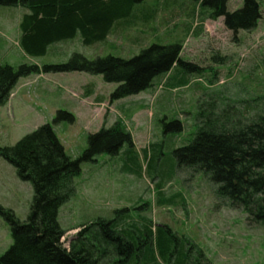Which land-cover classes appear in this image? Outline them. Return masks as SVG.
<instances>
[{"label": "rangeland", "instance_id": "1", "mask_svg": "<svg viewBox=\"0 0 264 264\" xmlns=\"http://www.w3.org/2000/svg\"><path fill=\"white\" fill-rule=\"evenodd\" d=\"M171 1L163 5L144 0L139 7L144 11L159 2L155 19L146 24L116 29L92 45H84L79 37L59 42L38 57L26 55L18 44L20 7L0 6V65L41 67L67 62L74 53L87 59H128L152 44H179L180 59L194 65L193 70L175 67L167 84L165 76H159L145 91L118 100L110 98L118 84L106 83L100 75L64 73L58 81L52 77L62 73L20 78L0 106V147L13 146L50 124L65 153L76 159L87 148L88 135L120 122L131 135L132 151L124 145L116 155L103 152L83 161L72 196L58 209L66 248L97 218L120 216L126 219L125 227L149 228L154 249L156 237L168 233L179 246L192 245L195 254L201 250L208 264H264V226L249 222L241 209L218 198L202 172L177 166L173 154L193 139L199 111L224 112L243 124L264 108L263 101H253L264 95V0H258L261 18L256 27L236 34L225 29L223 18L202 22L198 14L208 12L207 7L195 6L193 15L194 0ZM242 5L243 0H228L227 10ZM178 71L185 75V85L169 89ZM58 111L72 115V121L53 122ZM174 120L180 131L168 126ZM32 196V184L0 157V206L23 222ZM11 243L0 216V255Z\"/></svg>", "mask_w": 264, "mask_h": 264}, {"label": "trees", "instance_id": "2", "mask_svg": "<svg viewBox=\"0 0 264 264\" xmlns=\"http://www.w3.org/2000/svg\"><path fill=\"white\" fill-rule=\"evenodd\" d=\"M165 5L171 0H160ZM228 0H194L195 6L207 7L198 14L203 19L223 18L226 30L236 34L256 27L261 18L258 0H243L242 7L227 10ZM144 0H0V6H19L25 10L19 30V46L28 56H43L49 46L79 37L84 45L104 41L116 29H130L154 20L156 6L141 10ZM138 7V8H137ZM199 11V10H198ZM180 45L152 44L128 59L115 56L87 59L74 53L64 63L21 64L17 68L0 65V106L4 105L18 80L32 74L85 73L100 75L104 82L118 84L111 100L139 94L150 88L153 80L166 76L175 67L193 70L194 65L179 57ZM174 85L183 86L185 76ZM185 78V77H184ZM178 81V82H177ZM264 102V95L253 99ZM66 116V117H64ZM196 133L190 142L173 151L177 166L202 172L215 186V194L231 207L241 209L248 221L264 226V108L246 123L199 111ZM72 121V115L58 111L53 122ZM197 120V119H196ZM180 131L178 120L169 123ZM167 128V125L165 126ZM127 145L132 151L129 132L116 122L88 135L83 154L70 158L57 139L52 126L44 124L25 135L15 145L0 147V157L11 164L17 176L32 184L33 196L26 220L0 206V216L7 223L12 243L0 255V264H157L162 259L172 264H208L204 253H193L180 245L174 235L160 233L153 248L151 230L132 224L125 218H97L84 227L66 248L61 241L64 231L57 221L58 209L72 196L73 180L83 161L99 153L116 155ZM92 230V231H91ZM149 232L142 235V231ZM182 244V243H181Z\"/></svg>", "mask_w": 264, "mask_h": 264}, {"label": "crops", "instance_id": "3", "mask_svg": "<svg viewBox=\"0 0 264 264\" xmlns=\"http://www.w3.org/2000/svg\"><path fill=\"white\" fill-rule=\"evenodd\" d=\"M162 3H163V5H165L164 4V2L162 1ZM162 5V6H163ZM20 9L22 10V14H21V16H20V18H19V21H18V28H19V23H20V20H21V17H22V15L25 13V10L23 9V8H21L20 7ZM157 13H158V11H157ZM192 13V12H191ZM219 19V18H218ZM206 20H209V19H206ZM206 20H204L203 21V19L201 20L202 22H205ZM21 34V33H20ZM20 34H19V36L18 37H20ZM64 41H66V40H64ZM60 42H63V41H60ZM59 43V42H58ZM55 44H57V43H55ZM54 45V44H53ZM172 72L173 71H171L170 73H168L164 78V80H165V83L167 84V82H168V80H169V78H170V76H171V74H172ZM58 74V73H57ZM64 73H62V74H58L57 76L58 77H52V78H55L56 79V81H58L59 80V78H61L62 77V75H63ZM53 75H56V74H53ZM39 76H41V75H39ZM178 82V81H177ZM176 83V82H175ZM184 86V85H183ZM179 87H182V86H179V85H174V83L169 87V89H176V88H179Z\"/></svg>", "mask_w": 264, "mask_h": 264}]
</instances>
